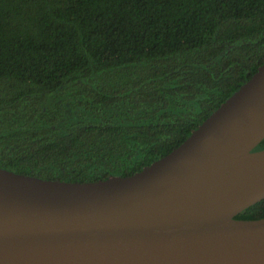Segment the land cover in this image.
<instances>
[{
  "label": "trees",
  "instance_id": "1",
  "mask_svg": "<svg viewBox=\"0 0 264 264\" xmlns=\"http://www.w3.org/2000/svg\"><path fill=\"white\" fill-rule=\"evenodd\" d=\"M263 60L264 0H0V167L131 174ZM263 215L264 198L234 217Z\"/></svg>",
  "mask_w": 264,
  "mask_h": 264
},
{
  "label": "water",
  "instance_id": "2",
  "mask_svg": "<svg viewBox=\"0 0 264 264\" xmlns=\"http://www.w3.org/2000/svg\"><path fill=\"white\" fill-rule=\"evenodd\" d=\"M264 60L166 154L64 181L0 167V264H264Z\"/></svg>",
  "mask_w": 264,
  "mask_h": 264
}]
</instances>
